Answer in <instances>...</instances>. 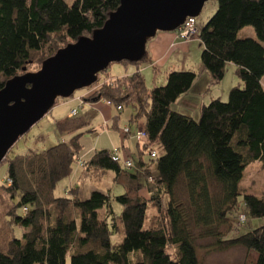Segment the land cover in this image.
Wrapping results in <instances>:
<instances>
[{
    "label": "trees",
    "instance_id": "trees-1",
    "mask_svg": "<svg viewBox=\"0 0 264 264\" xmlns=\"http://www.w3.org/2000/svg\"><path fill=\"white\" fill-rule=\"evenodd\" d=\"M213 3L214 14L197 23L201 64L214 84L233 65L242 88H232L226 102L202 106L196 122L171 110L191 89L194 72L170 71L165 85L148 89L139 68L147 54L121 62L135 72L106 76L84 100L105 101L117 111L131 106L130 121L144 119L147 142L137 143L133 169L112 162L105 149L78 165L79 179L96 174L98 181L113 172L124 193L94 191L84 199L79 187H67L69 196H56L59 183L72 175L82 133L38 153L5 158L0 264H202L200 240H209L212 252L243 248L254 255L251 264H264V223L249 225L264 220V200L241 186L246 168L264 167V0ZM118 7L119 0H0V91L14 77L38 71L58 50L91 37ZM245 27L253 28L255 40L238 37ZM156 146L163 154L145 161L143 151ZM225 156L235 159L236 169ZM113 202L122 207L119 215ZM149 206L156 211L150 217ZM243 226L250 229L243 232ZM120 230L122 242L111 244Z\"/></svg>",
    "mask_w": 264,
    "mask_h": 264
},
{
    "label": "rangeland",
    "instance_id": "rangeland-1",
    "mask_svg": "<svg viewBox=\"0 0 264 264\" xmlns=\"http://www.w3.org/2000/svg\"><path fill=\"white\" fill-rule=\"evenodd\" d=\"M64 1L71 5L74 0ZM215 11L216 5H214V3H206L200 15L195 18L196 23H205ZM178 31L171 33H158L157 36L160 37L162 34H173L176 36ZM238 37L240 39H256L254 30L251 27L243 28L239 32ZM177 38L178 35L176 36V39ZM152 39L155 40L156 37ZM152 39H150V41ZM197 39L198 35L196 37L194 36L190 42ZM150 41L148 46H150V44L153 42ZM181 41L182 40L179 42ZM190 42L186 43L183 41L182 45H184L180 46V48H185L183 51L177 48L178 45H176L175 50H172L168 55H166L165 61L153 63V61L148 60L145 63H141L139 68L148 89L165 85V74L169 71L194 72L196 74V79L192 85L191 91L188 92V94L190 93L191 98L189 99V97H186L185 101H179L186 102V104L177 103L179 105H172V110L173 112L178 111L179 114L191 117L194 121L198 122L200 119V110L202 106H207L212 100L215 99H220L222 102H226L228 100L229 91L232 88H242V83L236 75V68L233 65H227L224 78L220 83L214 84L211 80V84L205 86L204 81L201 80H205V77L202 78L203 74L205 73V69L203 68L200 61L202 48L200 47L198 41L189 46V44H191ZM261 45L264 47V43H261ZM134 67L135 66L128 63H112L108 67L107 73L98 74L97 82L100 83L103 79H105L106 76H122L126 72V69L128 73L130 72L128 75H131L135 71ZM205 74L206 76H209L208 72ZM208 78H210V76ZM109 81H111L110 78L106 79V82ZM89 90V88L81 89L76 91L74 94L79 95ZM102 102L105 101L94 102V104L98 103L94 107L90 106L93 103L77 106L78 117L74 118L70 123L73 125L76 122L79 123L80 121L86 122V124L82 126L81 131L73 130L69 132L67 130H63L60 132L58 130L57 125H54V119H56V117H62L64 119V115L66 116L67 114L52 113L51 115L45 116L36 125H34L28 133L23 135L15 142V144L7 152L5 160L12 159L16 156L28 155L30 153H38L59 143L68 142L72 136L82 133L80 137V143L82 147L79 152L77 162H75L73 166L72 175L68 179H65L59 183L55 191L56 196H69L67 193V187H69V189L79 187L83 193L84 199H88L94 191H99L106 194L109 193L112 197L122 195L124 193V189L120 185H116L114 182L113 172H107L105 175H103L101 180L98 181L96 180L97 175L93 174L84 178L83 182H79L83 168L78 165V162H88L95 151L104 149L113 150L114 148H118L119 150H122L124 154H128V156L132 157L134 161L140 157L139 148L137 147V142L135 141L134 136L143 127L144 119H139L137 122L130 121L131 117L135 116L134 110L131 106H124L123 110L118 112L114 106L107 108ZM62 111L65 113L66 110L63 109ZM126 127L130 128L131 134L124 137L122 130ZM141 145L142 144H140V147ZM150 149H153L158 156L163 154V149L160 146H156L154 148L150 147L148 150L143 151L144 155L142 157L145 161H147L150 157L148 155V151ZM228 161L229 167L236 169V166L233 164L235 162L233 157H223V162L225 164H227ZM3 162L0 164V181L5 179L6 173V164ZM241 186L245 193L254 195L257 198L264 200V167L261 163L252 164L244 170ZM112 206L115 213L119 215L122 211V207L115 202H113ZM155 214V209L149 206L147 209V216L150 217ZM244 222L241 223V225L244 224ZM263 223L264 220L254 219L250 220L249 225L252 228H255L262 225ZM249 229L250 228L243 226L241 231L246 232ZM122 240L123 235L121 230L111 236V244L113 245H119ZM209 243V240L197 241V253L202 264H251L254 260V255L252 253L246 252L243 248H234L226 252L208 251ZM129 257L132 259V255H129ZM67 264H69V260H67Z\"/></svg>",
    "mask_w": 264,
    "mask_h": 264
},
{
    "label": "water",
    "instance_id": "water-1",
    "mask_svg": "<svg viewBox=\"0 0 264 264\" xmlns=\"http://www.w3.org/2000/svg\"><path fill=\"white\" fill-rule=\"evenodd\" d=\"M218 0H119L103 27L45 60L40 69L8 81L0 91V164L15 142L59 99L90 88L112 63H136L159 32H176Z\"/></svg>",
    "mask_w": 264,
    "mask_h": 264
},
{
    "label": "crops",
    "instance_id": "crops-1",
    "mask_svg": "<svg viewBox=\"0 0 264 264\" xmlns=\"http://www.w3.org/2000/svg\"><path fill=\"white\" fill-rule=\"evenodd\" d=\"M159 33H165V32H159ZM157 34L155 36L156 39L155 40L154 39L151 40L153 42L150 44V46H148V43H149L150 40L146 44V54H147V58H148L149 61H153V63H159V62L165 61L166 60V55H168L172 50H175V46L176 45H178L177 48H179L181 51H183L185 49V48H180V46H183L184 44L182 45L183 41L179 42L180 40L178 38L176 39L177 34H176V36H174L173 34H162V36H160V37H158ZM196 41H198V43H199V45L201 47V44H200L199 39H197L195 41L193 40L192 42H190L191 44H189V46L192 45L193 43H195ZM176 43H178V44H176ZM185 57H186V54H185ZM228 65H231V64H228ZM134 70H135V68H134ZM205 73H207V72L205 71ZM205 73L202 76V78L205 77V80L204 79H201V80L204 81L205 86H208V84H211V77L208 78L210 75L209 76H206ZM128 74H130V72L128 73L127 72V69H126V72L122 76H126ZM166 74H165V76H166ZM122 76L120 75V76H115V77H122ZM111 78H114V77H111ZM201 80H199V81H201ZM262 83H263V80H262ZM190 91H191V89L188 92H190ZM188 92L185 95H183L179 100H177V102H175L173 105L174 106L175 105H179L177 103H184V104H186V102H179V101H181V100L182 101H185L186 100V97H189V99H190L191 96H190V93L188 94ZM90 93H91V91L89 90V91H87L85 93H81L79 95H75L74 94L73 96H71L68 99H59V100H57L56 103H55V105L53 106V108L46 114V116L47 115H51L52 113L67 114L66 116L64 115V119L62 117H56V119H54V122H55L54 125H57L58 130L60 132L63 131V130H67V131L71 132L73 130L75 131L76 129H79V131H81V128L82 127H79V125L80 124H83L82 126H84L86 124V122L80 121L79 123L76 122L77 124L75 123L73 125H71L70 122L73 121L74 118L78 117L77 106H79V105L82 106L83 104H91V103H93L90 106L91 107H94L95 105L98 104V103L97 104H94V102H86L84 100V98L87 97ZM102 103H104V105L107 108H111V106L109 104H107L105 102H102ZM63 109L66 110L65 113H64V111H62ZM74 110L76 111V114L74 116H72L71 113ZM171 110H172V106H171ZM121 111H118V112H121ZM174 112L178 113V111H174ZM115 118H118V117H115ZM56 120H58V121H56ZM66 122H68L69 125L68 126L66 125L67 127L65 126V128H62L61 129V126L63 124H65ZM79 180H80L79 182H83L84 181L83 178L82 179H79Z\"/></svg>",
    "mask_w": 264,
    "mask_h": 264
},
{
    "label": "built area",
    "instance_id": "built-area-1",
    "mask_svg": "<svg viewBox=\"0 0 264 264\" xmlns=\"http://www.w3.org/2000/svg\"><path fill=\"white\" fill-rule=\"evenodd\" d=\"M196 19L189 18L186 20L184 25L179 29L177 32L178 38L186 43L190 42L192 38L198 35L199 29L197 28V23L195 21ZM118 111H121V108H117ZM76 114V111L74 110L71 115L74 116ZM122 134L124 136L130 135L131 131L129 128H124L122 130ZM134 139L139 144H144L147 142V135L144 129H140L135 136ZM148 150V149H147ZM148 155L150 157H156L157 153L150 149L148 151ZM111 160L114 163L120 164L125 169H133L134 168V161L132 157L128 156V154H124L122 150H119L118 148H114L111 150ZM84 162H80V165L83 166ZM150 181V180H149ZM245 221V216L241 215L239 218V222L243 223Z\"/></svg>",
    "mask_w": 264,
    "mask_h": 264
}]
</instances>
